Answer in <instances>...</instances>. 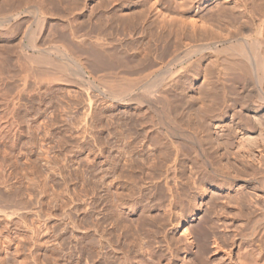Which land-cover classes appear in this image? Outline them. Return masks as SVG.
Listing matches in <instances>:
<instances>
[{
	"label": "rangeland",
	"instance_id": "374dc122",
	"mask_svg": "<svg viewBox=\"0 0 264 264\" xmlns=\"http://www.w3.org/2000/svg\"><path fill=\"white\" fill-rule=\"evenodd\" d=\"M136 1L0 0V20L4 18L0 21H4L0 23V263L45 264L53 257V246L59 240L62 256L71 254L75 259L80 256L81 264H89L86 256H81V245L77 239L84 234H91L89 226L96 211L99 218L105 215L127 219L126 224H129L128 228L131 226L132 231L146 232L150 225L149 229L156 226V220L165 219V223H168L165 229L169 230V236L177 240L182 236L183 229L187 228L191 232L190 241L194 250L205 245L208 255L213 253L211 239L204 245L199 243L196 231L204 227L206 215L210 216L220 208L227 211V208L220 205L222 202H232L233 199L229 200L231 197L226 191H220L217 186L206 182L201 186L206 192L204 195L199 197L195 192L193 196L181 194L184 203L171 207L168 196L157 183L159 177L169 170L167 160L173 153V146L168 143L169 137L165 133L178 126L183 131L181 133L194 135L205 146V138L222 143L224 135L231 129L230 121H237V114L248 115L252 120H264V106L245 101L234 93L227 92L225 95L224 92L225 84L238 78L242 82L241 86L251 88L253 94L260 92L259 86L263 88H260L261 91L264 90V84L255 81L256 71L254 67L251 69L254 60L249 65L251 68L246 69H251L254 76L249 71L248 74H240L241 71L236 70L235 74L229 71L227 74L230 76L225 74L221 79L215 66L218 52L205 50L192 54L189 60L192 63L189 62L188 66L187 62L181 65L183 67L175 63L167 71L168 68L163 70L165 67L157 69L156 63L157 68L150 73L151 76L148 75L149 79L146 77V81L138 82L129 93L125 92L128 95L123 93L114 96L107 86L100 83L98 75L101 71H93V66L88 67L87 71L91 72L88 75L76 73L79 70L75 68V60L82 58L83 62H89L85 61L90 57L86 56L87 53H83L87 58L79 57L82 53L78 55L76 51L71 53L67 57H71V60L68 59L71 63L65 61L66 57L59 58L61 33L72 30L75 40L84 48L91 45L102 46L107 50L116 48L110 53L115 61L133 55L129 62L132 66L136 65L141 51L148 45L152 48L150 60L166 62L171 57L172 48L169 50L163 47L164 43L156 35L159 31L167 41L180 39L184 44L181 50L192 44L186 39L192 33L201 34V30L206 28L207 36L213 34L224 37L228 33L226 29L236 33V27L243 21L250 25L251 34L247 39L252 40L257 33L261 38L264 37V0H242L246 13L231 19V22L226 21L228 19L217 21L211 15L218 4V7L221 5L225 6L221 8L227 9L240 0H214L212 6L215 8L212 10L205 0H200L210 9L202 12L206 15V21L211 22L205 21L206 27L205 22L202 24L199 18L192 27L189 20L184 19L185 23L179 25L169 20L163 22L160 16L151 15L148 21L153 24L142 32L140 26L126 30L122 22L119 24L109 18L114 15L124 22L125 19L136 17L140 10ZM153 2L157 3L158 0H147L145 5ZM242 9L239 7L235 11L241 12ZM3 13L11 15L7 17ZM259 29L261 32H258ZM243 35L245 33H239L233 41L240 40ZM28 38L34 39L37 48L30 46ZM219 47L221 49L223 45ZM47 48L49 56L53 57L49 59H62L71 64L69 67L67 64L65 73H59V70L53 72L54 68L49 65L41 69V75L38 73L40 66H35L36 62L32 60L35 56L36 61L37 53L48 51ZM115 70L122 71V68L118 66ZM67 71L70 77H67ZM52 72H58L60 77L62 73L68 80H72L68 81L63 76L62 80L56 76L58 74L52 75ZM132 77L140 79V71L131 74ZM91 78L94 79L91 81ZM161 78L166 84L159 88L156 84L163 82ZM153 81L157 83L152 85ZM150 87L156 91L148 94L152 92ZM140 94L151 98L153 105L136 102ZM161 95L166 97L165 105L168 103V107L160 99ZM216 106L217 109L213 111ZM201 118L206 120L205 126H200L198 119ZM168 119L173 125L168 123ZM234 129L238 130L235 126ZM259 131L257 128L255 133L246 134L239 130L238 139L241 136V139L247 136L251 138L250 135L256 137ZM216 142L214 146H217ZM220 148L224 146L221 144ZM190 155L191 158L182 166L181 175L184 179L190 176L194 181L199 170L192 166L191 160H195V156L193 153ZM96 156H99L100 162L97 175L94 170ZM110 166L108 175H104V170ZM242 183L237 180L233 187L238 189ZM107 190H112L111 198H106ZM130 208L133 211L130 212ZM148 214L154 217L151 219ZM226 220L229 222L231 219ZM226 220L222 218L219 222L224 221L225 227H221L228 230L232 220L228 224ZM173 223L175 226L172 227ZM102 225H108V222H102ZM156 228L149 230L155 236L143 241L147 249L156 247L160 242ZM220 228L215 229V236H219L218 241H222L220 243L226 248L223 243L225 238L222 237L227 231L223 232ZM33 230L36 232L32 233ZM48 231L50 234L46 236Z\"/></svg>",
	"mask_w": 264,
	"mask_h": 264
},
{
	"label": "bare ground",
	"instance_id": "6f19581e",
	"mask_svg": "<svg viewBox=\"0 0 264 264\" xmlns=\"http://www.w3.org/2000/svg\"><path fill=\"white\" fill-rule=\"evenodd\" d=\"M146 1L145 0L136 1V4L140 6V10L137 12L136 17L125 19L124 22L123 20H121V18L119 17L116 18V16L114 15L109 16V18H111L112 21H116L119 24L120 22H122L124 24L123 25L124 29L126 30L127 29L132 30L137 28L136 26L138 27L140 26L142 28V32L147 31V27L150 24L151 25L153 24L152 21L151 22L148 21L151 15L154 17L160 16L163 22L169 20L179 25L185 23L184 19L189 20V23L191 24L192 27L195 26L196 21H198L197 20L198 18L200 21H202L201 22L202 24H204V22L207 20L205 18L206 15L205 14L203 15L202 12L204 13V10L209 8H206L207 6H204L203 5L204 2H201L200 0H158L157 3L153 2L149 5H145ZM205 1L208 3V6L210 7L211 10L215 8L212 6L214 0H205ZM218 5L216 9H214V12L212 11L213 13L211 15L212 18H215V20L217 21H223L224 19H228L226 21L231 22V19L233 18L236 19L238 16L241 17L242 14L246 13L244 12L245 4L243 3L242 0L238 1V3H236L235 5L227 7V9L221 8L225 6L220 5L218 7ZM239 7L243 8L242 11L236 12L235 9ZM5 12L7 13L8 11L5 10ZM10 12H12V8ZM2 15L5 16L6 14L3 13ZM7 15L10 16L11 14L8 13ZM13 16L11 18H13ZM207 18L210 19L209 17ZM147 22L149 23L147 24ZM206 22L204 24V27H206L205 26ZM243 22L244 23L236 27V33L234 31H229L226 29L228 33L224 37L213 34L207 36L206 28L205 30H201V34L192 33L188 35L186 38L189 39V41L192 44L190 45V47L183 48L182 50L181 48L184 46V44L181 42L180 39H170L169 41H167L163 33L159 31L156 33V35L159 36L162 40L161 42L164 43L163 47L169 50L172 48V50H170L171 52L170 59L166 62H162V61L156 62L154 60H150V56H151L150 54L152 48L150 45H148L146 48H143V50L141 51L139 60L135 66H132L129 63L131 62V57H133V55H130L129 58L127 57V59L126 57H124V59L121 58V60L117 59L115 61L112 59L110 53L114 52L116 48H111L107 50L105 48H101L102 46L99 47L97 45H91L84 48L81 44H79L75 40V35L72 30L62 31L61 33L62 44H61V48L59 49V53L61 57L59 58L66 59L71 55V53L74 54L75 51L77 52L75 54L78 55L82 53L79 57L81 56L83 57L85 56L83 55V53H87L86 56L89 55L90 57L89 59H86L87 57L85 56L86 57L85 61H89V62H83L84 59L82 58L81 59L83 61L80 58L79 59L77 58L76 60L74 58L76 63L75 68L77 67L79 71L74 69L73 66L71 67L77 71L76 72L77 74L78 72H80L82 76L91 73L90 71H87L88 67L91 68V66H93V68L95 69L93 71L96 70L97 72L98 70L99 72L101 71L100 72L101 74L98 73L100 74L98 75L99 76L98 78L100 79V83H102V85H105V87L107 86L108 91L110 90V92L114 94V96L116 95L120 96V94L123 93L125 94V92L129 93L130 89L132 90V88L138 82H140L141 80L146 81V77L149 79L148 75H150V73H152L153 70H155L157 67H158L157 69H159V67L160 68L165 67L163 70H166L168 68L167 69L168 71L170 68H172L171 66H173L175 63L180 64L179 66H181L183 64H186L187 62V66H188L189 62L192 63L191 61H189L192 54L194 55L195 53H202L205 50H210V49L214 52L216 51L215 53L218 52L217 53L218 57L216 59L215 66H216L217 74L221 77V79H223L222 76L227 74V72L229 71L231 73L233 71L234 73V71L240 70L241 71L240 74L241 73L246 74L249 71V70L246 71V69H248L249 65L253 63V62L251 63V60L252 61L254 60L253 66L251 65L252 68L251 67L249 68L251 69L255 68L254 71L256 72L254 73L256 74L254 76V73H252L251 69L249 72L252 73L251 75L255 77L256 82L258 80V82L264 84V65H263L264 37H262L263 38L262 39L261 35L258 36L259 33H257L258 35L252 40L247 39L251 34L249 32L250 25L246 24L247 23L246 21ZM203 32H205L206 35H204ZM258 32H261L260 29ZM239 33H245V35H243L240 40L234 42L233 38ZM197 35H200V37H198ZM33 38L32 39L30 38V40L28 38V40L30 41V42L28 41V43L31 44V45L29 44L30 46L35 48L36 45ZM220 44L221 47L223 45L221 49L220 47L218 48ZM155 46L156 44L154 45V47ZM34 48H32V50ZM47 50L48 51H43L44 54L43 53L39 54V52L37 53V55L35 54L36 57L38 56L36 58V61H35V56H34V60H32L30 59L31 55L27 53L30 56V57L28 56V58L32 60V62L33 61L36 62L34 63V65L40 66L39 67L40 71H38V73L39 72L41 73L42 71L41 69H43L44 67H48L47 65L51 66V68L54 69L56 68L55 70L54 69L52 70L53 72L59 70V73L60 71L61 72L64 71L62 73H65V70L69 67V65H71L68 64L69 62L68 59H70L71 57L65 60L68 61L67 63L62 59L56 60L57 58H55V60L54 59L51 60L49 58H53V57L49 56L50 55L49 49L47 48ZM75 56L72 55V57ZM69 63H71V61ZM87 63L89 64V66ZM155 64L157 65V67L155 66ZM118 66L122 68V71H116V70L114 71V69ZM138 70L140 71L141 78L140 79L136 77L130 78V75L134 74V72ZM173 71H170V73H173ZM44 72L45 71H43V73ZM53 72L52 75L58 74V72L56 73ZM62 73H61V77L60 74L56 76L62 78L63 76ZM66 73L68 75V71ZM167 73L170 75L169 72ZM69 75L67 77L71 76ZM74 77H77V75H75ZM93 79L91 78V81ZM238 79L237 80L232 79L230 80L231 82L229 84H225L224 86L225 95L227 94V92L234 93L235 95L239 96L245 101H249L252 103L255 102L259 106H264V90L261 91L260 90L261 87L259 86L258 91L260 92L259 93L255 92L256 94H253L252 91L250 90L251 88L248 89L244 86H241L242 82L241 80ZM161 81H163V79ZM167 81L168 80H166V82ZM73 82L74 81H72V83ZM155 83L157 82H154L152 85H154ZM158 83L156 84V86H159V88L160 86L162 87V85L164 86L166 84L164 81L161 82V84ZM86 84L88 85V81L86 82ZM152 85L151 87H154L155 89V86ZM258 85L260 84L258 83ZM151 87L150 90L152 89V92L149 91V88H146L149 91L148 94L154 93L156 91V90L153 91V88ZM159 94L161 93L159 92ZM138 97L139 99H137L136 102L139 101L141 104L145 103L146 105L149 104L152 106L154 103L153 100L149 98L147 95L140 94V96ZM160 99L164 101V105H165V101H167L166 97L161 95ZM166 104L167 105L165 106L168 107V103ZM216 109L217 106L213 108V111ZM255 109H258V107ZM260 120L263 119L261 118ZM260 120H252V118L248 117V115L237 114V121L236 120L230 121L231 124L229 123L231 125L230 127L231 129H229L228 133L224 135L225 136L224 141H222V143L221 142L217 143L215 139L205 138L203 139L205 142V146H202L200 142L196 140L194 135H186L185 134L186 132L181 133L183 131L178 126H174V127L172 126L173 127V129H171L172 131H169V129L166 127L168 129V133L165 134L167 135L166 136L167 138L169 137L167 139L168 143L172 144L173 146V153L171 157L167 160V164L170 166L169 170L164 175L159 177L158 179L159 182L157 183L160 184L161 191L168 196L169 205H171V207H176L177 205H181V203L183 204L184 202H182L183 200L180 198L181 194L186 195L195 192L196 195L201 197L202 195H204V193H206L204 189L201 187L203 185L202 183H206V182H208L212 186H217L220 189V191H226L227 195L231 197L229 198V200L233 199V201L231 200L232 202L224 201L225 203L222 204L223 202L217 198L219 202H222L220 206L223 205L224 208H227V211H224L222 208H220L219 210L216 209L217 211L212 213L214 217L212 216V214H210V216L206 215V218L204 217L205 218L204 227L201 225L202 226L201 229L200 230L198 229L196 231L197 234L199 235L198 237L199 243H203L204 245L205 242L211 239L213 253H210L208 255V251L204 247L205 245L203 246L204 248L200 246L199 248H197L198 250L195 249L196 250L195 251L193 248V243L192 241H190L191 232H189L187 228L183 229V232L181 233L182 236L177 240H175L172 236H169V234H167L170 233L168 232L169 230L165 229L166 225L168 224L165 223L166 222L165 219L156 220L157 228L154 225V227L157 229L156 234L159 235L160 237L159 241L163 243L158 242V245L156 247L154 246V248L147 249L144 246L143 241L145 238H148L154 234V232L149 231L154 228L153 226H152L153 228L151 229H149L151 225L150 227L147 228L148 232L146 230H145L146 232H144V230L143 232L139 230L132 231L130 229L131 226L130 228H128L129 224H126L127 219L125 218L122 219L119 216L115 218L109 216L107 217L105 215L104 218H99L98 212L96 211V215L93 217L91 225L89 226L91 234L88 235L84 234L82 237H79L77 239V243H80L81 245V252H82L81 256L82 257L86 256V258L89 260V264H264V120L261 122ZM257 121H259L260 123ZM198 122L200 123V126H205L207 124L206 120L203 118L198 119ZM256 122L260 124V127ZM168 123L172 124V122H170L169 119H168ZM234 126L238 128L237 131H235ZM257 128L260 129L259 131L260 133L259 132L258 134L256 133L257 134L256 137L253 135L254 137L252 138V135H250L251 138H248L249 136L245 138L243 135L245 139L244 138L241 139L242 136L239 137L240 139H238V134H240V132H238L239 130L247 134L254 132V130ZM214 142L217 143V146H214ZM221 144L222 146H224V148L219 149ZM191 153H193L195 156V160H191V164L192 166L198 168L199 170V173L197 174V177L194 179V181L191 180L192 177L190 176L184 179L181 175L182 166H185V161L191 158L190 157ZM98 159L99 156H96V160L94 163V170L96 175L99 173V168H100V162L98 161ZM110 168L111 166L104 170V175H108ZM237 180L242 181L243 186L241 185L240 188L235 189L237 187L234 188L233 185ZM193 190H196L197 192ZM112 194H113L112 190H107L106 198H111L113 196ZM195 194H192L191 196ZM187 196L189 197V195ZM189 202L191 203L192 201ZM212 203H214V201ZM212 203L209 206V209L212 206ZM226 203L230 205H225ZM214 204H216V201ZM126 208L128 207H125L124 209ZM131 211H133V208H130V212ZM257 211H259V213ZM206 214H209V212ZM228 214H230V216H228ZM148 215L151 217V219L154 217V216L152 217V215L150 214ZM222 218L225 220L226 219L232 220V222H230L231 220L229 221L231 224V228H229L228 230H226V228H223L225 227L223 225L224 221L222 223H220L222 220L219 222V220ZM105 221L108 222V225L104 226L102 225V222ZM229 222L226 220L227 224ZM145 224L147 225V223ZM171 224H169L168 226L171 227ZM43 226L47 228L44 224ZM173 226H175L174 223L172 227ZM220 227L222 228V231L223 230L227 231L225 232V236L222 237V239L225 238L223 239V241L225 240L223 243L224 245H226V248L225 247L223 248L222 244L220 243L222 241H218L219 236L218 237L215 236L216 235L215 232H217V230L215 229H218ZM76 228L78 227L76 226ZM35 232L36 231L33 230L32 233ZM149 232H151V235L149 234ZM49 234L50 233L48 231L46 236ZM83 242L86 243L83 244ZM53 248H54L53 257H51V259L45 264H81L80 262L82 258L80 256H78L75 259L71 254H65V256L61 255L62 247L59 240L56 242Z\"/></svg>",
	"mask_w": 264,
	"mask_h": 264
}]
</instances>
